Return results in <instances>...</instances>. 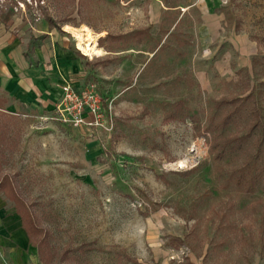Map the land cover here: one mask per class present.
Listing matches in <instances>:
<instances>
[{
    "label": "rangeland",
    "instance_id": "rangeland-1",
    "mask_svg": "<svg viewBox=\"0 0 264 264\" xmlns=\"http://www.w3.org/2000/svg\"><path fill=\"white\" fill-rule=\"evenodd\" d=\"M191 1L0 0V29L25 55L43 46L51 70L73 74L40 113L0 94V219L21 222L35 245L16 264H264V170L249 190L226 183L264 132L218 160L219 131L207 129L230 109L219 100L249 93L264 124V0H219L237 46L198 57L187 36L196 6L168 33L182 9L162 4ZM67 27L88 30L100 55L84 54ZM64 86L91 89L97 116L82 106L74 126ZM245 120L221 135L244 134Z\"/></svg>",
    "mask_w": 264,
    "mask_h": 264
},
{
    "label": "crops",
    "instance_id": "crops-1",
    "mask_svg": "<svg viewBox=\"0 0 264 264\" xmlns=\"http://www.w3.org/2000/svg\"><path fill=\"white\" fill-rule=\"evenodd\" d=\"M219 3V0H193L180 7L162 3L166 11L182 9L176 14V21L168 33L176 27L180 28V20L189 17L191 13L186 11L187 8L196 6L199 11L198 21L187 36L192 44L190 46H195L197 57L199 52L210 49V46H226L232 42L237 46L236 35L232 37V31L227 26L225 15L216 10ZM152 19L151 16L150 24L156 22V19ZM162 19L160 14L159 23ZM16 40L11 33L0 29V94L13 99L14 107L22 108L25 112L33 110L40 113L45 108L50 109L53 95L57 90L56 82L60 78L70 79L73 76L72 70L70 67L51 70V66L47 64L54 59V53L50 50L46 51L42 46L41 48L35 47L32 53L25 55V46ZM225 56L224 52L221 59L215 60V68L222 67V63L226 61ZM28 242V234L21 222L0 219V264H7L9 260L13 264H16V259L18 261L22 259V262L28 260L25 249L29 245Z\"/></svg>",
    "mask_w": 264,
    "mask_h": 264
},
{
    "label": "trees",
    "instance_id": "trees-1",
    "mask_svg": "<svg viewBox=\"0 0 264 264\" xmlns=\"http://www.w3.org/2000/svg\"><path fill=\"white\" fill-rule=\"evenodd\" d=\"M141 32L147 34L148 30L147 28H141L133 31L132 33H130V35L132 34L131 37L133 38L135 37V35L138 34L140 36ZM130 35L127 36L126 39L131 38ZM117 38L119 40L120 39L125 40L123 37H117ZM251 98H252V94L249 93L244 97L235 96V97H231L230 99L219 100L220 101V103L218 104L220 105L219 108L221 106L227 107L229 105L230 109H228L227 112L218 120L217 124L210 123V127H207L208 130H212L213 132L214 130L219 131L218 134L214 133L211 142V148L213 149L214 156L216 159L222 160L227 154L240 152L245 146V144L248 143L246 139H248L250 134H252V132H254L256 129L261 131V133L264 132V124L262 121L263 120L262 116L259 115V112L257 111L258 108L253 103ZM243 117L246 119L245 120L246 131L244 132V134L242 132L239 134L229 135V136L221 135V129H224L226 126L230 124H234V121ZM263 146H264V141L262 136V138L261 139L259 138L256 144H253L254 154H252V156L250 155V157L245 159L244 163L241 166L236 168L227 176L226 183H229L231 181H233L235 185H239L243 183L245 184V189L247 190H249L251 186L256 184L257 180L259 179V176H261V172L264 170ZM11 194L12 196H15L16 205H18L19 201L17 202V198H16L17 195L13 193ZM16 211L21 217L22 210H20V208L17 207ZM26 232L30 239L31 234L28 228H26ZM29 241L33 246H35L32 243L31 239ZM44 258L45 257L41 256V260H43L42 261L43 263L41 262V264H48L50 261V256H47L45 259Z\"/></svg>",
    "mask_w": 264,
    "mask_h": 264
},
{
    "label": "built area",
    "instance_id": "built-area-1",
    "mask_svg": "<svg viewBox=\"0 0 264 264\" xmlns=\"http://www.w3.org/2000/svg\"><path fill=\"white\" fill-rule=\"evenodd\" d=\"M63 98L64 101L68 99H72L75 101L72 106H66L64 110L68 113L70 116L71 122H73L74 126H79V124L82 122V118L80 115V112L82 106H86L88 110L91 112L90 115L92 114L93 117H96L99 109L98 107H95L97 99L95 98V93L90 89V90H84L81 96H76L69 88V86H64L63 88ZM70 107V108H68ZM60 119H63V115H60Z\"/></svg>",
    "mask_w": 264,
    "mask_h": 264
},
{
    "label": "bare ground",
    "instance_id": "bare-ground-1",
    "mask_svg": "<svg viewBox=\"0 0 264 264\" xmlns=\"http://www.w3.org/2000/svg\"><path fill=\"white\" fill-rule=\"evenodd\" d=\"M74 38L77 41V47L82 50L86 55H100L99 50L95 47L94 37L89 33L88 30L81 31L79 29H74L67 27ZM181 164V163H180Z\"/></svg>",
    "mask_w": 264,
    "mask_h": 264
}]
</instances>
